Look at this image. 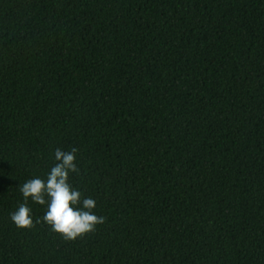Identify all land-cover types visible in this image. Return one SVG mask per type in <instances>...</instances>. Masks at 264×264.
I'll return each instance as SVG.
<instances>
[{"label": "trees", "instance_id": "obj_1", "mask_svg": "<svg viewBox=\"0 0 264 264\" xmlns=\"http://www.w3.org/2000/svg\"><path fill=\"white\" fill-rule=\"evenodd\" d=\"M72 147L105 222L18 228ZM0 264H264V0H0Z\"/></svg>", "mask_w": 264, "mask_h": 264}, {"label": "clouds", "instance_id": "obj_2", "mask_svg": "<svg viewBox=\"0 0 264 264\" xmlns=\"http://www.w3.org/2000/svg\"><path fill=\"white\" fill-rule=\"evenodd\" d=\"M78 149L72 147L70 151L55 149L56 163L51 168L47 180L39 177L27 180L21 187L25 203H20L18 209L10 214L12 222L18 228L34 227L30 215L31 209L27 200L40 205L47 204V211L36 224L46 223L51 230L61 235L65 240H75L87 233L93 232L98 224L105 222V217L93 213L96 201L84 198L81 204V192L73 188L69 181V173L79 171L75 160Z\"/></svg>", "mask_w": 264, "mask_h": 264}]
</instances>
